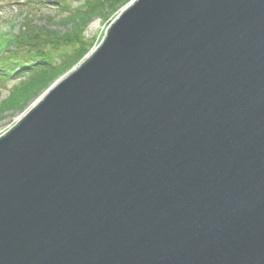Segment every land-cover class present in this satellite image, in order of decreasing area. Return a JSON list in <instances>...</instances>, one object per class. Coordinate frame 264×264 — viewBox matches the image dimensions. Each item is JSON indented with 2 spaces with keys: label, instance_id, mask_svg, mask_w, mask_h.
<instances>
[{
  "label": "water",
  "instance_id": "95a60500",
  "mask_svg": "<svg viewBox=\"0 0 264 264\" xmlns=\"http://www.w3.org/2000/svg\"><path fill=\"white\" fill-rule=\"evenodd\" d=\"M0 264H264V0H135L0 136Z\"/></svg>",
  "mask_w": 264,
  "mask_h": 264
},
{
  "label": "rangeland",
  "instance_id": "374dc122",
  "mask_svg": "<svg viewBox=\"0 0 264 264\" xmlns=\"http://www.w3.org/2000/svg\"><path fill=\"white\" fill-rule=\"evenodd\" d=\"M134 1L130 0L123 9L108 15L109 17L103 19L98 17L89 22L83 34L87 40L95 43L89 54L102 41L107 28L115 18ZM83 4L84 0H66L65 8H62L61 4L55 0H0V107L11 96L14 86L26 77L24 67L19 68L20 66L17 65V68L12 71L14 64L12 58L21 57V53L9 44V42H12L13 36H17L28 27L29 31L27 33H32L31 37H34L37 41L40 39L39 31L44 27L55 31L56 36L72 32L73 25L66 24L64 21L69 15H73L81 9ZM87 56H85V60ZM84 61L62 73L45 90L39 93L38 91L35 92L30 98L31 100L22 107L0 110V136L16 126L55 84L74 71ZM5 66H8L11 72ZM4 74L8 76L6 80L2 79Z\"/></svg>",
  "mask_w": 264,
  "mask_h": 264
},
{
  "label": "trees",
  "instance_id": "16d2710c",
  "mask_svg": "<svg viewBox=\"0 0 264 264\" xmlns=\"http://www.w3.org/2000/svg\"><path fill=\"white\" fill-rule=\"evenodd\" d=\"M55 1L65 8L66 0ZM129 2L130 0H84L82 8L64 21L73 25L72 32L56 36L55 31L44 27L39 31L40 39L37 41L31 37L32 33H27L28 27L25 32L21 31L13 36L9 44L21 53L22 59L12 58V71L17 65L19 68L24 67L26 77L14 86L11 96L3 102L0 110L22 107L31 100L35 92L45 90L62 73L82 62L95 45L84 37L85 27L92 19L109 17L108 15L123 9ZM5 67L11 72L8 66ZM6 78L3 77V80Z\"/></svg>",
  "mask_w": 264,
  "mask_h": 264
},
{
  "label": "bare ground",
  "instance_id": "6f19581e",
  "mask_svg": "<svg viewBox=\"0 0 264 264\" xmlns=\"http://www.w3.org/2000/svg\"><path fill=\"white\" fill-rule=\"evenodd\" d=\"M34 106H35V105H34ZM34 106H33V107H34ZM33 107H32V108H33Z\"/></svg>",
  "mask_w": 264,
  "mask_h": 264
}]
</instances>
